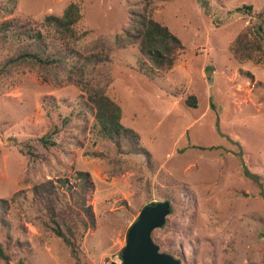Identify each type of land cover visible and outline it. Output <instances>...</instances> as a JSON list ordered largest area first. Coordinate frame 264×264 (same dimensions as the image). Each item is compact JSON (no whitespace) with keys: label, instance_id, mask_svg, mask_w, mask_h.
Listing matches in <instances>:
<instances>
[{"label":"rangeland","instance_id":"374dc122","mask_svg":"<svg viewBox=\"0 0 264 264\" xmlns=\"http://www.w3.org/2000/svg\"><path fill=\"white\" fill-rule=\"evenodd\" d=\"M71 3L82 18L77 38L63 41L45 18ZM135 11L185 44L172 68L150 67ZM261 25L264 0H0V244L9 257L0 264H122L129 227L163 200L173 212L153 232L161 251L182 264H264ZM38 31L54 54L67 53L62 65L19 60ZM240 34L257 41L252 56L237 51ZM95 89L121 106L131 132L102 133L86 100ZM79 172L90 175L88 229ZM58 178L69 190L44 194Z\"/></svg>","mask_w":264,"mask_h":264},{"label":"trees","instance_id":"16d2710c","mask_svg":"<svg viewBox=\"0 0 264 264\" xmlns=\"http://www.w3.org/2000/svg\"><path fill=\"white\" fill-rule=\"evenodd\" d=\"M249 9L251 6L248 7ZM138 11V10H137ZM135 11V38L138 40L139 50L144 54L151 62L150 67L155 69L167 70L173 67L178 56L184 52L185 44L182 40L175 35L168 26L156 21L152 17H148L146 14L139 13ZM82 18L81 7L78 3H71L64 11L61 16L51 15L46 19V24L49 28L54 31V34L63 41H71L77 38L76 34V24ZM258 34L262 40H264V29L262 25L259 27ZM34 38L32 41L27 42L23 49L19 52V60L32 61L35 64H42L45 66L57 67L65 62L64 56L54 54L50 50V45L46 40L43 39L41 32H36L32 35ZM251 39H246V36L240 34L236 40L237 51L248 56H252V52L257 48V41H249ZM7 65L0 66V76L6 70ZM149 67V68H150ZM87 103L90 109L93 110L94 116L97 119L100 129L105 136L110 138H115L121 136L131 130L122 123V108L121 106L110 96L103 93L101 90L95 89L87 94ZM188 102L192 106H196L195 96L192 95ZM41 141L45 144L55 145L56 142L52 140L48 135L41 138ZM199 148H205L199 146ZM78 175L82 179L83 193L81 202L78 201L76 204L78 207L83 209L88 219L83 221L84 228L88 229L94 224V212L91 206L86 205V191L89 187V173L79 172ZM44 194L47 193H57L56 188L63 192H67L66 183L62 178H58L55 181L50 179L44 184ZM69 190V189H68ZM70 192V191H69ZM70 196V195H68ZM66 200H71L66 197ZM157 202H152L155 205ZM8 201L6 199L0 200V205L6 206ZM173 212V206H172ZM53 229L55 233L62 237L64 241L72 248L73 254H75V242L67 236L58 218L52 215ZM71 234L74 232L70 230ZM0 257L5 260H9L3 246L0 244ZM182 261V260H181ZM182 264V263H181Z\"/></svg>","mask_w":264,"mask_h":264},{"label":"water","instance_id":"95a60500","mask_svg":"<svg viewBox=\"0 0 264 264\" xmlns=\"http://www.w3.org/2000/svg\"><path fill=\"white\" fill-rule=\"evenodd\" d=\"M172 212L170 200L145 206L134 224L129 227L126 246L122 252V264H181L173 254L161 251L153 239V232L167 222Z\"/></svg>","mask_w":264,"mask_h":264}]
</instances>
